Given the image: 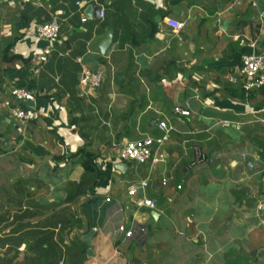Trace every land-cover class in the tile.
<instances>
[{
	"label": "crops",
	"instance_id": "1",
	"mask_svg": "<svg viewBox=\"0 0 264 264\" xmlns=\"http://www.w3.org/2000/svg\"><path fill=\"white\" fill-rule=\"evenodd\" d=\"M89 6L104 17L83 22ZM54 19L51 44L34 29ZM253 51L264 0H0V264H264V89L229 91ZM84 66L104 73L99 88L81 90ZM15 87L40 120L11 119ZM161 122L166 163L120 159ZM194 146L207 161L189 169Z\"/></svg>",
	"mask_w": 264,
	"mask_h": 264
},
{
	"label": "built area",
	"instance_id": "2",
	"mask_svg": "<svg viewBox=\"0 0 264 264\" xmlns=\"http://www.w3.org/2000/svg\"><path fill=\"white\" fill-rule=\"evenodd\" d=\"M237 1L240 0H234L235 3ZM78 5L82 6V3L78 2ZM100 17H104L103 10L101 11ZM87 20V17L83 15L82 21L86 22ZM166 23L175 32H180L185 26L184 23L169 18H166ZM34 31L39 38L54 44L60 37L61 25L56 19H54L37 25ZM50 52V49H47L45 55L50 54ZM41 60L45 61L46 56L42 57ZM103 79L104 73L102 71L95 72L84 66L81 72L79 85L84 92L95 90L101 86ZM229 82L231 84L240 85L246 95L264 89V53L253 51L249 54L243 55L238 74L230 77ZM34 101L35 94L31 90L15 87L10 92V98L5 100L2 106L9 110L11 119L20 123H28L31 121H38L41 117L37 110L23 105V103H31ZM174 113L180 119L190 117L192 114L190 110L184 109L180 106L175 107ZM224 124L227 126L229 125L228 122H225ZM159 127L163 132L161 136L128 141L121 145L119 149L120 159L123 161H135L139 164L151 163V165L154 166L166 163L168 161V156L162 148L169 141L171 128L166 122H161ZM192 149L195 158L194 161L191 162L189 169L194 168L196 165L204 164L207 161V155L199 146H194ZM167 182L168 180L164 179L162 184L166 185ZM148 186L149 181L143 180L138 185H131L128 194L131 197H135L139 190H145ZM178 188L181 189L182 187L179 186ZM141 206L155 209L157 203L156 201L145 197L141 201ZM118 231L125 234L128 238L132 237L134 234L132 231H128L123 225L119 227Z\"/></svg>",
	"mask_w": 264,
	"mask_h": 264
},
{
	"label": "water",
	"instance_id": "3",
	"mask_svg": "<svg viewBox=\"0 0 264 264\" xmlns=\"http://www.w3.org/2000/svg\"><path fill=\"white\" fill-rule=\"evenodd\" d=\"M101 11H102V8L100 6H97V7L89 6L85 11V15L87 18L94 17L96 19H99ZM111 44H112V35H111V33H109L106 36V38L100 43V46H99L100 52L103 56L106 55V52L110 48ZM23 105L26 107H32L33 106L32 103H23ZM209 160H212L211 155H209Z\"/></svg>",
	"mask_w": 264,
	"mask_h": 264
},
{
	"label": "trees",
	"instance_id": "4",
	"mask_svg": "<svg viewBox=\"0 0 264 264\" xmlns=\"http://www.w3.org/2000/svg\"><path fill=\"white\" fill-rule=\"evenodd\" d=\"M9 50H10V49H8V52H9ZM20 59H22V57H19V56H13V57H10V58L8 59V61H15V60H20ZM229 88H230V87H229ZM229 91H230L232 97H239V98H242V99H243V98L246 96L245 91L242 90V89H240V90L238 91L237 88L233 87V88H230ZM93 162H94V158L91 157V158H90V165H89V166L94 167Z\"/></svg>",
	"mask_w": 264,
	"mask_h": 264
}]
</instances>
